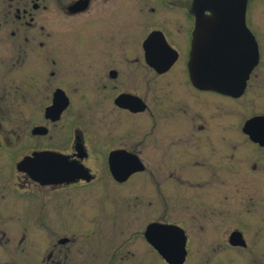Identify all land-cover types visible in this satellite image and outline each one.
I'll return each mask as SVG.
<instances>
[{"label": "flooded vegetation", "instance_id": "1", "mask_svg": "<svg viewBox=\"0 0 264 264\" xmlns=\"http://www.w3.org/2000/svg\"><path fill=\"white\" fill-rule=\"evenodd\" d=\"M187 1L137 0L138 10L130 2L135 16L127 30L116 25L119 0H0V264H121L117 231L92 246L83 227L97 222L85 215V190L101 173L118 186L141 174L157 189L176 187L173 204L162 203L166 215L176 211L175 223H157L183 231L187 256L193 234L246 248L229 238L240 233L245 241L240 222L250 208L259 206L264 222V135L245 128L264 117V27L246 10L257 63L240 96L199 89L188 71L197 37L193 0L174 21L161 22L165 12L157 10ZM237 52L233 45L227 56ZM176 65L184 91L165 102L158 79ZM166 122L174 124L168 133ZM111 156L117 173L131 174L122 182L112 176ZM130 156L142 170L134 172ZM36 157L46 161L44 170L23 166ZM92 157L104 165L92 169ZM76 209L81 215H71ZM144 231L128 233L135 252L126 253L149 264Z\"/></svg>", "mask_w": 264, "mask_h": 264}, {"label": "rangeland", "instance_id": "2", "mask_svg": "<svg viewBox=\"0 0 264 264\" xmlns=\"http://www.w3.org/2000/svg\"><path fill=\"white\" fill-rule=\"evenodd\" d=\"M119 1L116 25L129 30L132 26L130 22L133 23L131 20L134 18L135 13L130 12L131 6L129 7L128 5L131 2L133 3L134 10H138L139 8L136 6L137 0ZM184 1L187 0H181L182 3ZM190 1L188 0L184 4L181 3V8L169 7L168 5L160 7L157 10H163L165 12L160 21L167 22L170 19L174 21V18H179L181 16L180 10H188ZM182 5H184V9ZM152 6H154L152 3L148 4L147 10ZM246 10L250 14L251 23L264 27V0H248ZM119 36L120 33L118 35V42L126 40L124 35L121 37L124 40H121ZM117 45V54H121L124 47H120L119 44ZM178 70L179 66L176 65L166 76L158 79L161 84H164L163 87L157 90L161 96L165 97V102H168V95H180L184 91L183 86L185 80L180 74L178 75ZM167 83L170 84L169 87L165 85ZM87 113L86 116L89 117ZM241 117L240 115L229 118L230 120L234 118L239 120ZM171 127H174L173 122H166V133H168ZM166 150L167 148H165ZM172 151L176 150L172 148ZM104 161V158L95 159L92 157L86 164H89L92 169L96 170L98 169L97 167L104 165ZM187 169L190 171L191 168L189 167ZM168 188L170 190L167 191V188L163 190L161 188L157 189L156 185H152L150 177L146 179L141 174L134 176L127 185L118 186L111 183L106 174L103 175L101 173L100 181L93 186L87 187L85 190V215L87 219L92 220L95 217V221H97L95 224L93 221L86 219L87 221L83 224L87 236L92 240V246L94 244L95 246L98 245L101 242V238L108 237L111 233L112 236L117 231L119 233L118 235H121V239L118 240V248H122V251H118V256H121L123 259L121 261L119 258L118 262L121 264H136L135 262L141 264L140 259L136 260L135 256L131 258L126 253V250L135 252L134 239L127 240L126 236L132 232H143L147 225L153 222L175 223L176 211L174 213L169 212L166 215L163 213L162 203H164L163 199L165 198L172 205V200L176 199L173 194L179 190L176 187ZM255 207L254 209L250 208V211L244 215L245 220L243 219L240 222L247 244L244 250L230 248L227 244V238L225 239L224 237H194L193 234L187 240L188 256L185 264H264V222L260 217V207ZM171 209L173 210L172 207ZM72 214L81 215L77 209L74 213L71 212ZM229 222L226 225L232 226L234 224L232 220ZM191 226L193 228L189 230H196V225L193 224ZM206 226L208 229H214L213 227H215L214 225L210 226V224H206ZM216 227L217 230L227 228V226L219 225ZM147 258L149 264H163L151 248H149Z\"/></svg>", "mask_w": 264, "mask_h": 264}, {"label": "water", "instance_id": "3", "mask_svg": "<svg viewBox=\"0 0 264 264\" xmlns=\"http://www.w3.org/2000/svg\"><path fill=\"white\" fill-rule=\"evenodd\" d=\"M247 3L248 0H193L194 10H196L197 37L192 44L188 71L192 83L199 89L219 91L234 97L242 94L249 73L257 63L256 44L245 22ZM213 32L223 33V36L219 38L220 42H212L208 38ZM160 43L164 49L167 47L165 43ZM233 45L239 49L240 53H231L228 57V49ZM148 46L147 40L146 45L144 44L146 54L152 56V53L147 50ZM173 54L162 71L167 70L175 61ZM235 54L238 58L233 60ZM254 127L260 128L258 135H264L262 131L264 117H254L245 124L247 133L251 136L255 133L249 129ZM115 161L114 157L109 158L111 173L116 181L122 182L131 174L117 173L114 168ZM128 161L133 162L134 172L142 170L137 158L130 156ZM45 162L43 158L36 157L27 159L23 166L32 167L34 171H42ZM144 238L166 264L185 263L186 238L178 227L150 223L145 228ZM229 244L234 247L246 246L240 233H233L229 238Z\"/></svg>", "mask_w": 264, "mask_h": 264}]
</instances>
